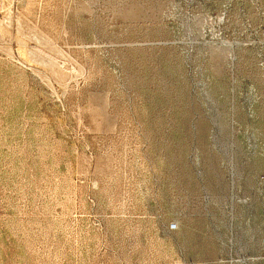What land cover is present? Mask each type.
Segmentation results:
<instances>
[{"label":"rangeland","instance_id":"obj_1","mask_svg":"<svg viewBox=\"0 0 264 264\" xmlns=\"http://www.w3.org/2000/svg\"><path fill=\"white\" fill-rule=\"evenodd\" d=\"M0 264H264V0H0Z\"/></svg>","mask_w":264,"mask_h":264},{"label":"bare ground","instance_id":"obj_2","mask_svg":"<svg viewBox=\"0 0 264 264\" xmlns=\"http://www.w3.org/2000/svg\"><path fill=\"white\" fill-rule=\"evenodd\" d=\"M182 1V0H181ZM184 1V0H183ZM254 1V0H253ZM257 2V1H256ZM258 3V2H257ZM260 3V2H259ZM178 5H179V3H178ZM181 5V4H180ZM184 5V4H183ZM175 6V5H174ZM172 11V10H171ZM178 13V12H177ZM168 14V13H167ZM175 14V13H174ZM174 14H173V16H174ZM180 15V14H179ZM171 19V18H170ZM169 20V19H168ZM172 26V25H171ZM178 29V28H177ZM181 29V28H180ZM191 31V30H190ZM255 36V35H254ZM195 43V42H194ZM190 46V45H189ZM256 46V45H255ZM256 48V47H255ZM262 48V47H261ZM260 48V49H261ZM256 50H258V49H256ZM259 52V51H258ZM263 52V51H262ZM263 113V112H262Z\"/></svg>","mask_w":264,"mask_h":264}]
</instances>
